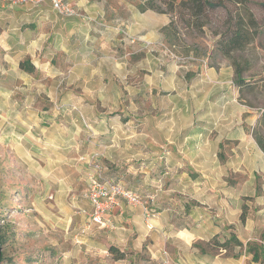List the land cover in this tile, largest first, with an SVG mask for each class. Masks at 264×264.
<instances>
[{
  "label": "rangeland",
  "instance_id": "1",
  "mask_svg": "<svg viewBox=\"0 0 264 264\" xmlns=\"http://www.w3.org/2000/svg\"><path fill=\"white\" fill-rule=\"evenodd\" d=\"M223 1L225 7L201 16L186 6H177L175 15L152 10L156 17L175 20L177 34L161 30L164 37L150 39L148 47H134L124 34V41L115 34L118 26L146 42L135 32L138 25L134 31L127 27L136 0H115L119 16L104 21L70 2L81 13L78 18L90 23L89 30H101L99 37L87 38L89 47L59 41L49 28V40L62 47H18L17 37L9 41L16 47H0V264H176L175 246L164 244L162 231L146 230L139 207L121 202L123 214L112 213V227L92 224L85 231L84 210L91 208L85 197L87 177L99 164L106 177L142 195L136 181L142 179V160L150 156L146 141L155 155L165 151L158 142L159 100L152 80L167 63L191 76L198 65L233 66L235 61L248 84L241 97L257 116L255 131L264 115V0ZM245 6L258 32L227 58L224 41L234 31L237 13L245 15ZM4 25L11 23L0 24V32ZM147 26L155 27L152 19ZM23 61H31L34 72L22 70ZM257 129L264 138L263 128ZM194 246L236 259L244 248H218L213 239ZM111 248L124 253L122 258Z\"/></svg>",
  "mask_w": 264,
  "mask_h": 264
},
{
  "label": "crops",
  "instance_id": "2",
  "mask_svg": "<svg viewBox=\"0 0 264 264\" xmlns=\"http://www.w3.org/2000/svg\"><path fill=\"white\" fill-rule=\"evenodd\" d=\"M68 1L89 14L95 13L101 21L119 16L115 0ZM139 5L136 0L130 6L126 26L133 30L138 25L135 32L146 41L163 38L160 31L171 19L156 17L150 9L141 11ZM3 7H0V24L11 23V26L4 25L6 28L0 32V47H16L9 42L11 37H17L18 47H62L54 38L49 40L45 28L54 29L58 40L71 41L72 47H78L75 41H80V47H89L87 38H97L101 33L97 28L89 30L90 23L85 19L58 16L50 3L38 7ZM151 19L154 28L147 26ZM80 20L84 24L78 28L75 24ZM15 28L22 31L12 32ZM119 29L117 26L115 34L124 41ZM133 46L148 47L139 41ZM155 73L158 78L152 83L158 90V142L165 151L161 149L155 155V147L150 140L146 141L150 156L142 160L141 181L134 183L157 211L153 229L148 228L141 216L146 230L158 229L164 233V244L175 246L176 264H259L252 261L253 254L247 244L264 247V151L254 137L257 116L241 97L234 67L224 63L198 65L187 76L180 66L167 63ZM244 206L247 215L242 221ZM120 208L115 207L113 215L123 214ZM131 219L135 220V216ZM232 235L244 247L235 246V252L243 248L237 259L219 251L202 253L194 246L196 242L208 243L211 239L224 242Z\"/></svg>",
  "mask_w": 264,
  "mask_h": 264
},
{
  "label": "trees",
  "instance_id": "3",
  "mask_svg": "<svg viewBox=\"0 0 264 264\" xmlns=\"http://www.w3.org/2000/svg\"><path fill=\"white\" fill-rule=\"evenodd\" d=\"M239 3L245 2L246 0H239ZM163 6H166L168 9H164ZM177 6H186V8H189V10L194 14V15H204L207 9H216L218 7H225V3L223 0H181L179 3H177V0H146L144 3H141L139 5V8L141 11H146V10H155L157 12H162V13H172V14H177ZM261 6L264 7V2L261 3ZM247 9V7L245 6ZM238 19L234 23L235 28L234 31L229 35L225 41H224V51L223 53L227 58H231V54L235 50H240L246 47L247 44H249L254 37L257 34V21L255 17L253 16L252 13L247 9L245 12V15H241L240 12L237 13ZM230 20L235 18L233 15L229 17ZM255 28V31L253 30ZM162 31L166 33L167 36H171V33L176 35L177 30H176V25H175V20H171L170 24L166 25L165 27L162 28ZM223 42V41H221ZM234 69H235V82L236 85L240 86L241 88V93L243 92L244 88L248 86L246 83L245 79L242 77V70L238 68L237 64L235 61L232 62ZM20 68L26 72H34L35 70V65L31 61H23L20 62ZM262 127L264 130V115L260 118V120L257 123V127L254 131V137L259 144V146L262 148L264 151V138L258 132V127ZM247 215V208L244 206L242 214H241V219L244 221L246 219ZM264 236V234H263ZM215 243V247L218 248H223L226 250H229L230 248H233L235 246H243V243L237 238V236L232 235L229 239H227L224 242H219L216 239L213 241ZM196 245H200L197 243ZM202 245V244H201ZM248 245V250L252 252L253 258L252 260L255 262H263L264 260V247L263 245H259L256 243L253 244H247ZM200 248L201 251L205 252V248L203 246H197ZM112 253H119V258H122L124 253H120L117 251V249L111 248L110 249Z\"/></svg>",
  "mask_w": 264,
  "mask_h": 264
},
{
  "label": "built area",
  "instance_id": "4",
  "mask_svg": "<svg viewBox=\"0 0 264 264\" xmlns=\"http://www.w3.org/2000/svg\"><path fill=\"white\" fill-rule=\"evenodd\" d=\"M50 3L53 10L63 17H80L81 13L68 0H0L2 6H21L26 4L43 5ZM120 33L132 43L140 41L141 38L130 35L126 29L120 28ZM146 45L151 44L146 41ZM263 113V110L262 112ZM88 188L85 197L91 205L90 210H84L88 217V226L92 224L103 227H112L113 219L111 213L115 207L120 206L121 202H126L130 206L140 207L146 225L153 229V221L156 218V211L148 204L137 190L130 189L122 183L106 177L102 167L98 164L94 166L93 172L87 177Z\"/></svg>",
  "mask_w": 264,
  "mask_h": 264
}]
</instances>
